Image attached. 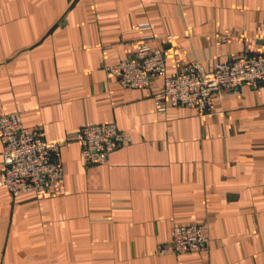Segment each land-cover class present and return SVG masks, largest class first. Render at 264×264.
Listing matches in <instances>:
<instances>
[{
    "label": "crops",
    "instance_id": "crops-1",
    "mask_svg": "<svg viewBox=\"0 0 264 264\" xmlns=\"http://www.w3.org/2000/svg\"><path fill=\"white\" fill-rule=\"evenodd\" d=\"M145 42L168 76L264 53V0H0V116L66 141L58 188L0 189V264H264V85L159 112L164 78L126 89L104 70ZM109 123L132 142L85 165L80 129ZM202 223L208 252L158 255Z\"/></svg>",
    "mask_w": 264,
    "mask_h": 264
},
{
    "label": "built area",
    "instance_id": "built-area-1",
    "mask_svg": "<svg viewBox=\"0 0 264 264\" xmlns=\"http://www.w3.org/2000/svg\"><path fill=\"white\" fill-rule=\"evenodd\" d=\"M149 26L140 25L141 28ZM104 70L107 77L116 79L126 89H147L153 78H164V91L153 97L159 112L166 111L170 104L211 113L215 108L214 95L233 93L244 85L255 89L264 85V53H245L237 59L216 63L210 71L200 62L192 61L168 76L165 52L145 42L129 58L105 65ZM0 141L4 165L0 189L16 196L58 188L62 183L64 171L60 155L65 139H48L44 129L25 127L21 115L15 112L0 116ZM77 142L85 165H108L111 154L131 143L132 136L114 123L95 124L82 127ZM210 247L208 223L175 225L171 228L169 242L159 245L157 253H202L208 252Z\"/></svg>",
    "mask_w": 264,
    "mask_h": 264
}]
</instances>
